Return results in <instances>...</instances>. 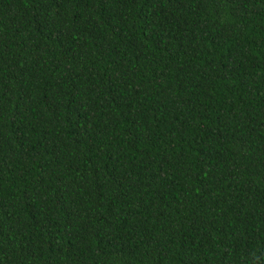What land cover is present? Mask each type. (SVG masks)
<instances>
[{"label": "trees", "instance_id": "obj_1", "mask_svg": "<svg viewBox=\"0 0 264 264\" xmlns=\"http://www.w3.org/2000/svg\"><path fill=\"white\" fill-rule=\"evenodd\" d=\"M0 264H264V0H0Z\"/></svg>", "mask_w": 264, "mask_h": 264}]
</instances>
